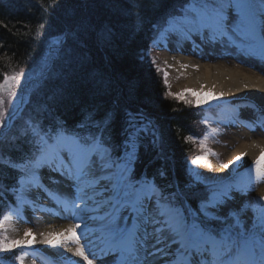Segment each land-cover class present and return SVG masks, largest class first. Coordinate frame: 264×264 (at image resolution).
I'll use <instances>...</instances> for the list:
<instances>
[{
	"label": "snow or ice",
	"instance_id": "6c2138e0",
	"mask_svg": "<svg viewBox=\"0 0 264 264\" xmlns=\"http://www.w3.org/2000/svg\"><path fill=\"white\" fill-rule=\"evenodd\" d=\"M167 24L161 37L175 33L188 40L195 34L210 43H226L249 53L264 54V0H185L182 15L170 17ZM93 31V26L81 19L62 36L54 38L53 47L64 58L61 77L65 81L76 77L78 69L86 63L87 36ZM100 35L106 41L111 40L116 35L114 25L105 24ZM150 63L155 64V60ZM10 81L15 82L16 77L5 76L0 92L7 90L12 95ZM85 82L91 84L96 93L106 94L112 89L109 81L93 73L87 74ZM56 95H62V90L57 89ZM3 103L0 98V106ZM35 112L31 118L35 123L29 122L28 129L21 133L30 132L26 141L28 153L17 145H6L2 139L0 150L7 147L21 151L20 162L9 166L23 174L17 181L22 190L48 191L42 182L41 170L71 181L75 201H79V204L72 203V209L79 208L81 213H102L89 215L87 219L99 221L104 239L102 252L104 256L115 257L113 264H147L148 258L156 253L168 257L166 264H264V207L253 209L255 215L251 217L242 215L243 207L230 210L227 215L219 214L235 200L233 193L245 194L235 181L223 182L221 178L190 171L183 187L178 182L161 187L155 177L149 179L146 175L136 177L134 174L143 131V125L135 118L130 116L122 130L124 140L118 146L117 155L108 116L97 121L91 112H86L83 120L68 130L64 122L53 115L50 106H39ZM261 123L264 124V118ZM191 164L212 168L207 155L194 157ZM254 165L257 180H264V150ZM221 167L226 169L229 165ZM158 175L166 177L164 171H159ZM48 179L59 183L52 176ZM197 183L204 185L202 192L191 190ZM191 200L197 201L195 210ZM64 204L67 209V201ZM245 219H250L251 223H245ZM79 227V224L69 226L66 232L75 233ZM29 235L30 229L25 237ZM52 235L44 234L43 243L59 244L69 252L74 250L76 256L93 264L84 252L80 236H65L63 242H56ZM82 235L87 238L88 232ZM5 240L6 237L0 239V252L31 243L27 239L8 243ZM149 240L153 241L151 245ZM69 243L75 248H70ZM88 243L91 245L90 240ZM18 259L23 260V256Z\"/></svg>",
	"mask_w": 264,
	"mask_h": 264
},
{
	"label": "trees",
	"instance_id": "16d2710c",
	"mask_svg": "<svg viewBox=\"0 0 264 264\" xmlns=\"http://www.w3.org/2000/svg\"><path fill=\"white\" fill-rule=\"evenodd\" d=\"M184 5L185 0H0V82L15 75L28 84L26 106L8 134L15 138L12 144L28 153L30 132L21 133L29 122L35 123L31 119L35 110L48 105L68 130L86 112L97 121L108 116L119 155L122 130L131 116L143 125L135 176L155 177L161 187L169 182L183 187L192 171L191 160L212 153L215 132L204 116L213 109L192 92L176 93L166 70L150 60H155L153 49L168 27V19L182 15ZM81 19L94 28L84 50L87 61L76 77L65 81L61 77L64 58L56 50L52 52L54 38ZM105 24L114 25L116 33L108 41L100 35ZM89 73L109 81L112 89L96 93L85 82ZM57 89L62 95H56ZM21 151L6 148L0 154V221L17 202L14 187L22 173L9 164L20 162ZM235 166L236 162L229 165ZM159 171L166 177L161 178ZM191 190L202 192L204 185L197 183ZM190 204L197 208L196 200ZM19 254L16 246L0 252V264H15Z\"/></svg>",
	"mask_w": 264,
	"mask_h": 264
},
{
	"label": "bare ground",
	"instance_id": "6f19581e",
	"mask_svg": "<svg viewBox=\"0 0 264 264\" xmlns=\"http://www.w3.org/2000/svg\"><path fill=\"white\" fill-rule=\"evenodd\" d=\"M169 45V48L162 50L164 65L172 76L179 78L177 82L179 89L187 90L186 92L191 91L192 93H205L221 100H234L247 106L245 109L236 110L234 121L240 127L242 133L238 135L239 143L234 145L232 149L227 148L224 151L225 156L234 159L238 155H242L244 157L243 164L249 163L253 157L255 159L259 158L261 151L264 150V139H257L252 128L261 118H264V111H261V109H264V74H257L220 61L214 64L205 62L191 52L197 46L192 37L188 40H184L180 36L176 37ZM186 92H182V94ZM221 93H223L222 96ZM208 160L212 168L198 166L201 173L207 177L221 178L222 180L229 176V172L221 167L222 165L216 158L209 156ZM51 175L52 173L47 172V170H41L43 184L48 183V186L52 184L48 179ZM252 179L257 180L256 175H253ZM60 186L64 188L69 186L63 177ZM261 190H264V184H262ZM23 193L33 201V204L28 206L25 211L30 214L36 225L34 233L25 237V224L17 216L6 219L2 229L13 239H27L35 242L47 255L48 261L46 264H55L57 260L66 256L70 257L72 261L83 263V260L81 262L77 261L78 258L82 257L76 256L74 250L69 252L62 249L59 244H56L53 248L46 246L43 243L44 234L48 233L53 234L51 238L56 242H63L65 236H80L86 255L102 252L104 247L103 236L93 226L94 222L87 219L89 215H93L92 213H78L75 219L66 220L74 213L70 212L68 208L52 205V201L46 199L40 189L30 188L27 191L23 190ZM236 196L235 198H237ZM237 200L241 202V198L238 197ZM80 207H83V205H80ZM81 216H83V219L80 218ZM76 224H79L80 227L76 229L75 233L66 232L69 226ZM84 232H88L87 238L82 235ZM89 240L91 245L88 243ZM69 247L74 249L75 245L69 243ZM26 263L40 264L34 256L27 257Z\"/></svg>",
	"mask_w": 264,
	"mask_h": 264
},
{
	"label": "rangeland",
	"instance_id": "374dc122",
	"mask_svg": "<svg viewBox=\"0 0 264 264\" xmlns=\"http://www.w3.org/2000/svg\"><path fill=\"white\" fill-rule=\"evenodd\" d=\"M175 37H179L178 35H176L175 33H167L164 37L163 40L161 41L160 45L158 47H156L153 51V56L155 58V60L157 61L158 65L163 66L166 71L168 72V80L170 83L171 88L176 92V93H182V92H186L187 90H182L179 89L177 87V82L179 81V78L176 76H172L171 72L165 67L164 65V58L162 55V50L163 49H167L170 47V42L174 40ZM193 39L195 41V43L199 44L197 47H194L191 51L194 55L199 56L200 58H202L205 62H209L211 64L217 63V62H223V63H227L228 65H233L239 68H244L247 70H250L254 73L257 74H264V54H261L260 52H255V53H249L246 50H243L241 48H237L234 45H228L226 43H210L206 38H201L195 34H193ZM239 42V41H238ZM196 92H194L195 94ZM199 96H204L206 98V102L207 103H213L216 102L217 103H223L226 104L225 108L222 110L224 115L228 114H233L232 112H230L228 110V108L231 106H233L236 109H240L241 108V104L232 100L231 102H224L219 98H215L212 97L208 94H200L197 93ZM196 94V95H197ZM225 111H227V113H225ZM216 119H221L220 116H217ZM236 125V124H235ZM234 125V123L231 121V119L228 120V127H224L221 126L218 130V139L219 142L217 140L212 141L213 144L212 148L214 149L213 152L217 151L218 153V161L220 164H227L233 161V159H229L225 156L224 151L227 148L232 149L234 147V145H237L239 143V137L238 135L241 134L240 130L238 127H236ZM253 133L255 135V137L257 139H264V132H260L258 129H254ZM241 137V136H240ZM241 159H240V168H238V171L240 174L245 176H250L252 177V175L255 174V171H253L254 169V161L253 163L250 161L248 164H243V160L244 157L242 155H238ZM254 158V157H253ZM252 158V159H253ZM236 159V157L234 158ZM242 165H244L242 167ZM194 171H199L200 169L197 165H195L194 167ZM55 180L59 181V183L62 181L60 179V176L57 175L54 177ZM59 183H54L53 187L56 188L59 185ZM71 184V183H70ZM262 184H264V180H261V182H254L253 184H251V188L247 187L245 190V192L247 193L246 197H243L244 195H240L239 193L237 194V196L239 198H241V202H238L237 198H235L234 201L228 203L225 207H223L220 211V215H227L229 213L230 210H235V209H240L242 208V205L244 204V202L246 203L245 205V210L242 213L243 216L245 217H251L253 216L252 213V205L255 204V201L257 200V198L255 197L257 195L264 197V190H261ZM19 191L21 195L23 194V190L21 189V186L19 187ZM66 199L71 200L72 202L75 201V193H74V189L72 187H68V189L66 190ZM255 194V196H254ZM234 195V193H233ZM22 199V198H21ZM245 200V201H244ZM23 202L30 204L31 198L23 200ZM75 203L79 204V201H75ZM78 209V208H77ZM76 210V209H75ZM95 215H102V213H95L93 212ZM245 223H251L250 219H245ZM95 227H97L99 229V221L94 222ZM30 229L31 230V235L34 233L35 230V225L32 223L28 224L26 223L25 225V232H27V230ZM7 238L12 240H20L19 238L13 239V237L8 236ZM149 245H151L153 243V241L149 240L148 241ZM21 246H25L26 249V253L27 254H36L35 257L41 262L43 263V261H41L39 259L40 256H44L47 257V255H45L42 251H40V247L35 243L32 242L30 244H21ZM49 248H53V245H46ZM73 246V245H72ZM160 247V246H157ZM149 251H152L151 248H149ZM101 255V254H99ZM99 255H89V259H91L92 261L95 260H99L102 258ZM24 257V256H23ZM106 259V258H105ZM168 257L167 256H163L160 253H156L155 256L153 257H149L147 260V264H151V260H152V264H166ZM83 260V258H78V262H81ZM72 259L68 256L66 257H62L58 260V264H73ZM83 262H86L83 260ZM109 264H111V259H108ZM77 263V262H76ZM87 263V262H86ZM20 264H27L26 260H21Z\"/></svg>",
	"mask_w": 264,
	"mask_h": 264
},
{
	"label": "water",
	"instance_id": "95a60500",
	"mask_svg": "<svg viewBox=\"0 0 264 264\" xmlns=\"http://www.w3.org/2000/svg\"><path fill=\"white\" fill-rule=\"evenodd\" d=\"M10 77H12V76H10ZM3 83V82H2ZM10 83H12V81H10ZM7 90H5V91H2V92H0V93H3V92H6Z\"/></svg>",
	"mask_w": 264,
	"mask_h": 264
}]
</instances>
